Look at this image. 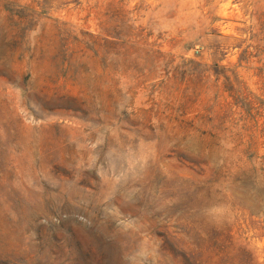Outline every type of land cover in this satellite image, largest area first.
Here are the masks:
<instances>
[{
    "label": "rangeland",
    "instance_id": "rangeland-1",
    "mask_svg": "<svg viewBox=\"0 0 264 264\" xmlns=\"http://www.w3.org/2000/svg\"><path fill=\"white\" fill-rule=\"evenodd\" d=\"M0 264H264V0H0Z\"/></svg>",
    "mask_w": 264,
    "mask_h": 264
}]
</instances>
